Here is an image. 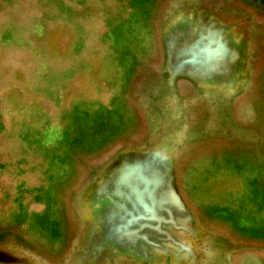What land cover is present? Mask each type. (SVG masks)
<instances>
[{"label": "rangeland", "instance_id": "1", "mask_svg": "<svg viewBox=\"0 0 264 264\" xmlns=\"http://www.w3.org/2000/svg\"><path fill=\"white\" fill-rule=\"evenodd\" d=\"M0 264H264V0H0Z\"/></svg>", "mask_w": 264, "mask_h": 264}]
</instances>
